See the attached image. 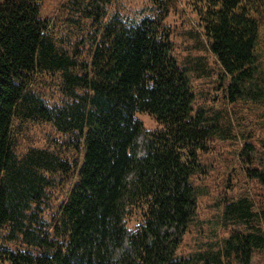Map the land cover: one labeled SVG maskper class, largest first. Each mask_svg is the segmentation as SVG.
I'll use <instances>...</instances> for the list:
<instances>
[{
	"label": "trees",
	"instance_id": "obj_1",
	"mask_svg": "<svg viewBox=\"0 0 264 264\" xmlns=\"http://www.w3.org/2000/svg\"><path fill=\"white\" fill-rule=\"evenodd\" d=\"M177 2L129 13L66 0L50 19L41 0H0V264H251L264 252V0H196L184 55L166 23ZM199 79L212 103L198 101ZM39 124L59 137L26 143ZM216 141L237 147L214 210L199 212ZM236 173L243 191L228 196Z\"/></svg>",
	"mask_w": 264,
	"mask_h": 264
},
{
	"label": "rangeland",
	"instance_id": "obj_2",
	"mask_svg": "<svg viewBox=\"0 0 264 264\" xmlns=\"http://www.w3.org/2000/svg\"><path fill=\"white\" fill-rule=\"evenodd\" d=\"M124 2V7L129 13L136 9H140L142 7H148L151 4V0H122ZM196 0H178L177 5L172 7V10L169 16L166 18V23L170 25V29L172 31V38L177 46V53L179 55H184L186 53L185 48L190 44L189 37L185 33L187 29L191 27L190 22L193 21V25H196V15L193 11L192 4L195 3ZM66 0H41L40 13L42 17H49L50 19H54L57 15L61 14V10L63 8V4ZM194 91L196 92L198 101L201 103H212L214 92L205 83V80H197L194 82ZM136 117L142 121L143 126L147 130H155L158 129L161 125L156 121V119L149 115L146 112H137ZM31 130V135L29 134V140L26 143H33L37 145H45L47 143L45 136H56L53 130L43 124H39V126H35ZM61 135V134H60ZM26 141V140H25ZM140 144L142 143V138L139 139ZM25 143V144H26ZM215 150H211L213 154H208L206 159L211 164L212 169L214 171H210L205 175L204 181L199 183L201 186H205L207 188V195H202L198 199L199 212H203V209L207 210L208 213L214 210L213 202L214 198L218 194L223 192L224 186L227 184V171L228 167L231 166L232 156L235 154L237 143H233L230 141H216L214 142ZM207 154V153H206ZM243 178L241 175L236 173V176L231 179L233 187L228 190V196H235L237 193L243 191L241 188ZM196 180L194 179V183L196 184ZM255 189V188H254ZM193 229L191 233H193ZM221 232L224 235H228L229 230L226 232ZM196 236L187 235L182 243V247L184 252L189 251L190 249H195L196 247ZM186 254V253H184ZM231 264H237L235 262ZM251 264H264V252H255L253 255V260Z\"/></svg>",
	"mask_w": 264,
	"mask_h": 264
}]
</instances>
